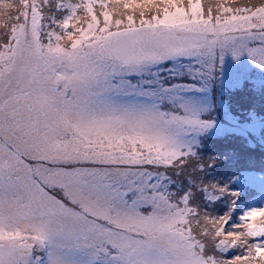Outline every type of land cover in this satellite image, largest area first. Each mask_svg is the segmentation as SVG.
<instances>
[{"label":"rangeland","instance_id":"rangeland-1","mask_svg":"<svg viewBox=\"0 0 264 264\" xmlns=\"http://www.w3.org/2000/svg\"><path fill=\"white\" fill-rule=\"evenodd\" d=\"M0 21V264H262V168L202 189L256 192L214 234L187 220L264 125V0H2Z\"/></svg>","mask_w":264,"mask_h":264},{"label":"trees","instance_id":"trees-1","mask_svg":"<svg viewBox=\"0 0 264 264\" xmlns=\"http://www.w3.org/2000/svg\"><path fill=\"white\" fill-rule=\"evenodd\" d=\"M0 1H2V0H0ZM5 2H3V3H5ZM92 8L93 7L90 6V7H88V9L86 8L87 11L84 10V12L86 14H88L89 16H91V14H92L91 9ZM173 12H174V10H173ZM64 13L65 12H63V14ZM172 13L165 12L166 17L163 15V17L161 19H165V18L172 16ZM176 13H179V11H176ZM45 21L46 22L43 24L44 28H45L44 37L46 36L47 38H46L44 44H48L49 41H50V44H55L57 42L55 41L56 39L54 37L55 36L58 37V33L61 36L63 31L60 29L59 26L56 25L55 22H57V20L52 22L49 19H47ZM128 21H129V23L131 22L129 18H128ZM50 22L52 24H54L55 26L52 25ZM4 23L7 24L6 22H4ZM3 26H5V25H3ZM53 26L56 27V31H54L52 29ZM94 27L95 26H93V25H87V26L83 27L81 29V31L78 32V34L80 36L79 38H83V34L85 32L89 33V34H87L88 36L91 35ZM42 36H43V33H42ZM84 36H85V34H84ZM242 96L244 98H246L245 95H242ZM240 100H243V99H240ZM243 101H240V102L242 103ZM257 102H260V101H257ZM241 106L238 109L234 110V113L239 112V113H237V115L244 116L245 114L248 113V111L243 112V109H246V108H244V106L243 107H241ZM260 108L262 110L260 112L262 113L263 108L261 106H260ZM253 115H257V114L255 113ZM254 138L257 139V143L252 145L251 147L248 145L242 146L238 143H235L234 141H233V143H231L233 145L229 146L227 149H225V148H226V146H228V144L224 145L222 147L223 155H221L219 153V155H220L219 157L213 156V158L210 160V161H212V166L208 167V163L206 164L207 170H205V173L202 172L201 174L205 175L208 173L206 176H208L209 182H208V184L204 183L205 179H203V181L199 182L195 186V189H192L194 200L191 204V207L193 209V212L187 220V227L192 228V226H193L195 228V230H197L198 226L200 224H201L200 226H202V224L204 223V224L209 225L208 231L210 233L214 234V232H215L214 230L216 228L215 226L219 225L217 220L223 218V215L225 214V212L228 213L229 215H232V216L237 215V214L239 215L240 213H237V210H239L242 207L247 206L250 203V200L256 196V192L254 190H252L251 188H245V190L242 193H240L237 189L235 196L232 195L227 190L230 194H228V192H224V197H222L220 199L217 198L214 202L209 203L205 200V198H203V190H202L205 188V189H209V190H211V192L215 193V191L217 190L216 186L220 187L219 186L220 184L217 185L215 178H223L224 176H231V174H228V173L229 172L232 173L235 170L245 171V172L248 170H253V169L257 171L258 169L260 170V168H262V170H264V125L258 129V131L256 132V136ZM259 172L263 173L262 171H259ZM221 185H222V183H221ZM243 194H245V198L247 199L246 201L242 197ZM225 228H226V226H225ZM205 234H206V232L203 235H199L200 237L204 238L203 239V238L199 237V239L203 240L202 242L208 240L209 234L208 235H205ZM229 255H231V254H229ZM229 255H228V257H231ZM234 256H232L233 260L230 262L231 264H248V263H245L246 259H242V258H239L238 261L234 262ZM258 259H261L258 261V263L264 264V257H258Z\"/></svg>","mask_w":264,"mask_h":264}]
</instances>
